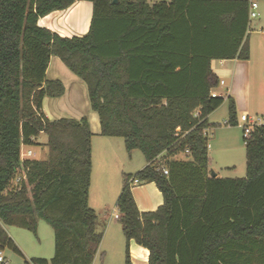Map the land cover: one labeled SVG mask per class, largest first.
<instances>
[{
    "label": "trees",
    "instance_id": "1",
    "mask_svg": "<svg viewBox=\"0 0 264 264\" xmlns=\"http://www.w3.org/2000/svg\"><path fill=\"white\" fill-rule=\"evenodd\" d=\"M89 1L85 34L71 37L38 19ZM249 0H0V251L20 253L3 226L53 230L51 258L24 264H92L102 235L88 205L91 136L84 118L50 120L44 98L60 97L47 79L51 56L82 80L99 133L121 137L145 166L124 175L116 200L126 241L148 250L147 264H264V126L244 143L245 177L208 171L207 116L223 99L211 61L249 57ZM199 109V116L192 112ZM233 100L228 120L236 125ZM178 129V130H177ZM46 135L47 157L20 160L22 145ZM184 153L186 158H172ZM166 155L163 164L159 156ZM165 168L167 174L160 170ZM25 180L12 184L16 174ZM153 183L162 204L140 212L130 180Z\"/></svg>",
    "mask_w": 264,
    "mask_h": 264
},
{
    "label": "rangeland",
    "instance_id": "2",
    "mask_svg": "<svg viewBox=\"0 0 264 264\" xmlns=\"http://www.w3.org/2000/svg\"><path fill=\"white\" fill-rule=\"evenodd\" d=\"M146 1L152 3L157 0ZM258 17L250 19L249 25L252 26ZM80 82L86 87L83 81ZM74 101L80 105L82 118L88 123L93 111L89 105L87 89L83 90V93L79 92ZM227 107L228 102L225 98L215 112L213 111V116L203 130L207 134L208 171L220 178H244L245 151L242 131L237 125H226ZM239 115L240 113L237 116ZM52 117L55 118L57 115L54 114ZM61 118L69 116L65 114ZM91 133L88 205L96 215V231L102 235L92 264H124L126 241L121 231L120 220L115 219L113 215L119 214L116 200L121 191L123 176L127 174L134 176L145 166V159L137 149L127 152L121 137H105L99 132ZM45 142L46 136L42 133L38 138V145H22L21 152L30 150L29 159H45L47 157ZM172 158L184 159L186 156L184 153H178ZM165 159L166 155L160 156L157 164H163ZM130 189L140 212L153 211L162 204L161 194L155 185L141 181L136 184L130 182ZM3 228L20 253L4 247L0 251L4 262L0 264H24L33 257L46 259L52 257L53 230L42 219L36 221L35 233L14 226L4 225Z\"/></svg>",
    "mask_w": 264,
    "mask_h": 264
},
{
    "label": "crops",
    "instance_id": "3",
    "mask_svg": "<svg viewBox=\"0 0 264 264\" xmlns=\"http://www.w3.org/2000/svg\"><path fill=\"white\" fill-rule=\"evenodd\" d=\"M253 1L257 4L256 10L259 17L252 26L248 23L246 34L249 47L248 59L239 60L235 58L211 61L213 73L218 77V80L222 82L218 84L214 92L216 96L221 97L223 101L225 98L227 102L229 99L233 100L236 116L239 113L250 115L264 114V0ZM91 13L92 5L89 1H76L65 10L53 11L39 18L38 24L60 36H80L85 34L88 30ZM46 78L59 79L64 86V93L60 97L44 98L42 112L45 117L52 120L61 118L66 114L69 118L81 119L82 113L80 112V105L74 100H76L79 92L83 93V90L85 91L86 89L80 82L82 80L70 72L59 58L55 56H51L49 59L46 69ZM50 101L54 102L51 103ZM213 111L215 112V110ZM213 111L207 116L206 122H209V119L213 116ZM54 114L57 115V117L53 118L52 116H54ZM88 123L92 132H99L100 127L95 112L91 115ZM238 124L237 116L236 125L239 127ZM202 133L207 138V134L204 131H202ZM41 134L42 133L35 139L37 143ZM149 184L154 185L153 183ZM128 250L132 264H147L148 250L146 248L130 240L128 242Z\"/></svg>",
    "mask_w": 264,
    "mask_h": 264
},
{
    "label": "built area",
    "instance_id": "4",
    "mask_svg": "<svg viewBox=\"0 0 264 264\" xmlns=\"http://www.w3.org/2000/svg\"><path fill=\"white\" fill-rule=\"evenodd\" d=\"M256 6H257V4L255 1H253V0L249 1V4H248V20L258 17L259 14L256 11ZM219 83L221 84L222 82L219 81ZM211 96L212 97L216 96L214 89L211 92ZM192 116L194 118L199 116V109L198 108L192 112ZM238 122H239L238 125L242 131L243 142L245 143L255 128L264 126V114H251L250 115V114H246V113H241L238 116ZM225 123L228 124L227 122H225ZM30 155H31L30 150H27L24 153V152H21V149H20V155H19L20 160L28 158ZM156 170H160L162 172V174H164V175L167 174V170L163 167L161 169L156 168ZM24 180H25V174H24V172H20L19 174L15 175V177L13 178L12 184L18 186ZM130 182H132L133 184L138 183L137 179H131ZM113 217L115 219H118L119 214H114ZM0 262H4V258L1 256V254H0Z\"/></svg>",
    "mask_w": 264,
    "mask_h": 264
},
{
    "label": "water",
    "instance_id": "5",
    "mask_svg": "<svg viewBox=\"0 0 264 264\" xmlns=\"http://www.w3.org/2000/svg\"><path fill=\"white\" fill-rule=\"evenodd\" d=\"M112 4H117V0H112ZM210 176L214 177L215 174L213 172H210Z\"/></svg>",
    "mask_w": 264,
    "mask_h": 264
}]
</instances>
